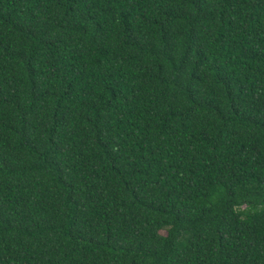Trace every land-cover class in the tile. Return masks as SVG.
Returning <instances> with one entry per match:
<instances>
[{"label":"trees","instance_id":"obj_1","mask_svg":"<svg viewBox=\"0 0 264 264\" xmlns=\"http://www.w3.org/2000/svg\"><path fill=\"white\" fill-rule=\"evenodd\" d=\"M0 264H264V0H0Z\"/></svg>","mask_w":264,"mask_h":264}]
</instances>
